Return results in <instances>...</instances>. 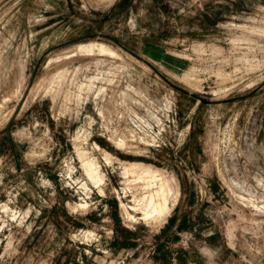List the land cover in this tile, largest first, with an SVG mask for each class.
<instances>
[{
  "label": "rangeland",
  "instance_id": "rangeland-1",
  "mask_svg": "<svg viewBox=\"0 0 264 264\" xmlns=\"http://www.w3.org/2000/svg\"><path fill=\"white\" fill-rule=\"evenodd\" d=\"M118 1L0 0V264H264V0Z\"/></svg>",
  "mask_w": 264,
  "mask_h": 264
},
{
  "label": "bare ground",
  "instance_id": "bare-ground-1",
  "mask_svg": "<svg viewBox=\"0 0 264 264\" xmlns=\"http://www.w3.org/2000/svg\"><path fill=\"white\" fill-rule=\"evenodd\" d=\"M93 46H94L93 44L92 45L91 44L80 45L79 49L80 50H88V49L93 48ZM99 48H103V47L100 45ZM107 51H109V50L107 49ZM123 144H124L123 141L119 140V142H117L118 146H122ZM104 155H105L104 158H106V161L109 162L111 155L108 154L107 152ZM83 165H84L85 172H86L87 176L89 177V179L94 184L100 185L103 181L104 176L99 171L98 165L95 162L88 161V160L85 161L83 163ZM128 165H130V164H128ZM123 174L124 175L137 174V178H135V179H138V181L142 180L145 184H147V186L145 185V189H149L150 187H152V184H155L157 181H159V186H158L157 190H155L153 192L146 190L145 193L140 197H136V196L134 197L133 196L134 197L133 205H127V204H124L123 202H120V205L123 208L124 213L126 214L125 216H127L132 221H136L135 216L132 213H130V210L131 211H136V210L140 211L141 214L143 215L142 219L147 220V221L149 219H151L153 221H159L162 218L166 217L165 215H168L169 212H168V208L166 205L167 198L165 199V197H166L165 195L167 194V193L165 194V191H166V189H168L167 188V181L161 179V177L158 178L156 171H153L148 167H143L139 164H131L129 167H126V165H125V167L123 168ZM81 206H84V205L81 204Z\"/></svg>",
  "mask_w": 264,
  "mask_h": 264
},
{
  "label": "trees",
  "instance_id": "trees-1",
  "mask_svg": "<svg viewBox=\"0 0 264 264\" xmlns=\"http://www.w3.org/2000/svg\"><path fill=\"white\" fill-rule=\"evenodd\" d=\"M131 5V0H119L111 9V11H126Z\"/></svg>",
  "mask_w": 264,
  "mask_h": 264
}]
</instances>
